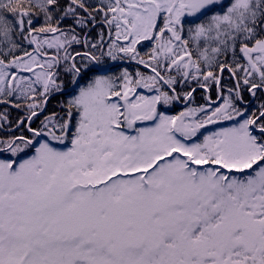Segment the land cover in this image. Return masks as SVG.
Here are the masks:
<instances>
[{"label": "snow or ice", "instance_id": "obj_1", "mask_svg": "<svg viewBox=\"0 0 264 264\" xmlns=\"http://www.w3.org/2000/svg\"><path fill=\"white\" fill-rule=\"evenodd\" d=\"M0 264H264V0H0Z\"/></svg>", "mask_w": 264, "mask_h": 264}, {"label": "trees", "instance_id": "obj_2", "mask_svg": "<svg viewBox=\"0 0 264 264\" xmlns=\"http://www.w3.org/2000/svg\"><path fill=\"white\" fill-rule=\"evenodd\" d=\"M227 75V74H226ZM54 102L56 101V100H53ZM196 101L197 102H203L202 101V99H201V95H200V92L198 91L197 93H196ZM51 105H49V107H50ZM52 107V106H51ZM50 107V108H51ZM180 111V108L178 109V107H176L175 108V110H174V112H179Z\"/></svg>", "mask_w": 264, "mask_h": 264}, {"label": "flooded vegetation", "instance_id": "obj_3", "mask_svg": "<svg viewBox=\"0 0 264 264\" xmlns=\"http://www.w3.org/2000/svg\"><path fill=\"white\" fill-rule=\"evenodd\" d=\"M52 107H54L56 105V101H52L51 104H50ZM38 123V122H37Z\"/></svg>", "mask_w": 264, "mask_h": 264}]
</instances>
